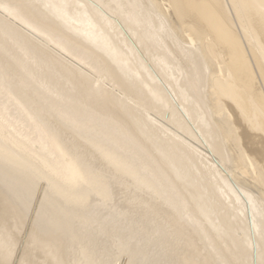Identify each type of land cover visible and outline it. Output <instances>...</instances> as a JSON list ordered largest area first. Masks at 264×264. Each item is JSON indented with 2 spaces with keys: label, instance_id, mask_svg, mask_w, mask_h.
<instances>
[{
  "label": "bare ground",
  "instance_id": "obj_1",
  "mask_svg": "<svg viewBox=\"0 0 264 264\" xmlns=\"http://www.w3.org/2000/svg\"><path fill=\"white\" fill-rule=\"evenodd\" d=\"M119 258L264 264V0H0V264Z\"/></svg>",
  "mask_w": 264,
  "mask_h": 264
},
{
  "label": "rangeland",
  "instance_id": "obj_2",
  "mask_svg": "<svg viewBox=\"0 0 264 264\" xmlns=\"http://www.w3.org/2000/svg\"><path fill=\"white\" fill-rule=\"evenodd\" d=\"M121 168H119L120 170ZM122 172L127 175V182L123 183L120 188L117 191V198H118V204L120 207L124 208L126 207V203H124V198L126 195H131V196H136V195H141L145 197L152 198L154 200L159 201L161 204H169L166 199L160 195L157 191H152L146 188L144 185H142L135 177L131 175L130 172L128 171H123ZM45 185V180H40L39 186L37 189V193L41 191V189ZM122 198V202L119 200ZM124 249L121 250L123 252ZM124 258V257H123ZM119 258V263L122 264V259ZM125 259V258H124Z\"/></svg>",
  "mask_w": 264,
  "mask_h": 264
}]
</instances>
